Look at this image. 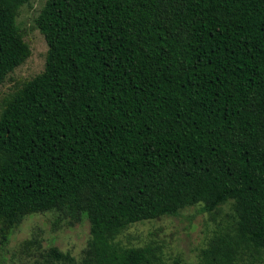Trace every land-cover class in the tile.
I'll return each instance as SVG.
<instances>
[{"label":"trees","instance_id":"obj_1","mask_svg":"<svg viewBox=\"0 0 264 264\" xmlns=\"http://www.w3.org/2000/svg\"><path fill=\"white\" fill-rule=\"evenodd\" d=\"M28 2L0 0V83L30 55ZM35 25L44 69L0 112V245L52 211L89 238L44 261L148 264L128 224L230 201L201 264L264 263V0H46Z\"/></svg>","mask_w":264,"mask_h":264},{"label":"rangeland","instance_id":"obj_2","mask_svg":"<svg viewBox=\"0 0 264 264\" xmlns=\"http://www.w3.org/2000/svg\"><path fill=\"white\" fill-rule=\"evenodd\" d=\"M45 1L29 0L18 9L16 23L30 48V55L0 83V112L6 96L44 69L47 44L35 25V18ZM231 205L228 201L216 211L207 212L201 209V204H194L175 216L136 221L122 229L115 240L123 246L150 244L154 255L148 264H201V251L210 240L218 233L233 231ZM54 219L52 211L26 215L10 232L7 243L0 245V264H62L61 261H44L42 254L50 246L80 258L89 238L88 221L68 225L65 221L55 223ZM27 241L30 243L26 244Z\"/></svg>","mask_w":264,"mask_h":264}]
</instances>
